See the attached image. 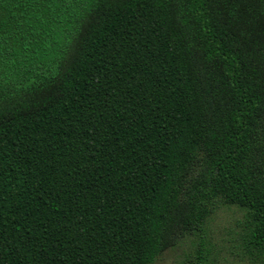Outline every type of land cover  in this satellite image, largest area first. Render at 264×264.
<instances>
[{"label": "trees", "instance_id": "trees-1", "mask_svg": "<svg viewBox=\"0 0 264 264\" xmlns=\"http://www.w3.org/2000/svg\"><path fill=\"white\" fill-rule=\"evenodd\" d=\"M264 258V0H0V264Z\"/></svg>", "mask_w": 264, "mask_h": 264}, {"label": "rangeland", "instance_id": "rangeland-1", "mask_svg": "<svg viewBox=\"0 0 264 264\" xmlns=\"http://www.w3.org/2000/svg\"><path fill=\"white\" fill-rule=\"evenodd\" d=\"M245 210L234 204L218 203L205 223V245L213 264H264L262 256L249 254L245 247ZM197 238L188 235L164 251L152 264H179Z\"/></svg>", "mask_w": 264, "mask_h": 264}]
</instances>
